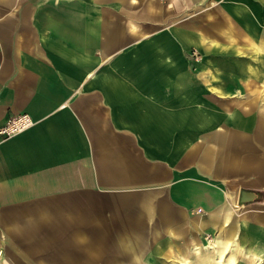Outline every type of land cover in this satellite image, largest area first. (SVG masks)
<instances>
[{"label":"crops","instance_id":"0c3cea01","mask_svg":"<svg viewBox=\"0 0 264 264\" xmlns=\"http://www.w3.org/2000/svg\"><path fill=\"white\" fill-rule=\"evenodd\" d=\"M200 1L0 0V125L35 121L0 134V264H264V75L234 36L264 41V0Z\"/></svg>","mask_w":264,"mask_h":264},{"label":"rangeland","instance_id":"374dc122","mask_svg":"<svg viewBox=\"0 0 264 264\" xmlns=\"http://www.w3.org/2000/svg\"><path fill=\"white\" fill-rule=\"evenodd\" d=\"M211 1L212 0H205V1L204 0H201L200 2L190 3L189 4L190 5V11L193 10V9H191V5H193V4L195 5V7L196 6H199V7L205 6L206 7V10H209V11H213V10L215 11V9L220 10V8L218 6H214V8H213V5L214 4H213V1L212 2ZM134 2H136V1H134ZM134 2L129 3V5H131V6L135 5ZM143 5H145V4H141V7ZM162 5H165V4L162 3ZM166 6H167V4H166ZM215 7H218V8H215ZM209 11H204V12H198V13H196L195 14L196 16L194 15V17L189 20L190 26H193V27L194 26H197V20H198V18L201 19V18L205 17L206 13H208ZM133 15H134V13L131 11V13H129L127 17L132 18ZM213 17L216 18V16H214V15H213ZM205 20L208 22V18L207 17H205ZM256 22H258V23H256ZM260 23H261L260 19H257V20H253V22L251 24H249V22H245V25L247 27H252V25H255V26H258L259 29H260L261 28V24ZM205 26H207V25H205ZM234 36L235 37H238L239 40L242 41V42H244V40H245L246 43L244 42V44H246V45H244L243 47H245L246 50L250 51V54H251V51L254 52L253 53V56H255L254 58H257V59H255L254 62H256V61H259L260 62V65H261V68H262V72L261 73L264 75V41L258 42V39L255 38L257 36H251V41H250V39L248 40V38L250 37V35H241V36L240 35H234ZM258 37H260L261 39L264 40V35L263 36L261 35V36H258ZM197 38H198V36H194L193 37V35H191V36L188 37V41L194 43L195 45H203V44H206L207 43L205 41V42H201L199 44V40ZM255 43H258V44H255ZM255 50H257V52H255ZM191 56L194 57V58H197L198 56H200V54H198V51L196 49H193L192 52H191ZM210 239H212V238H206L207 242L204 243V242L201 241V238H189V246H191V241L192 240H199L202 243L207 244ZM95 241H99V239H95L94 238L93 242H95ZM156 241H157V238H156ZM151 247H152V245H151ZM143 248H146V250L143 249ZM108 250H109V248H103L102 253L106 255V253L108 252ZM147 250H148V243H142V251H143L142 253H143V255H145V253L147 252ZM189 251H192L191 248H189ZM234 254H236L237 255V258H238V253L237 252L235 253V251H234ZM175 257H177V256H175ZM189 257H191L192 259L194 258L191 252L189 254ZM153 259H155L157 261L156 264H162L163 262H166L168 264V260L167 261L166 260H162V259L159 260V259H156V257H154ZM174 259H177V258H170L169 261H171V262L169 264H174L175 263L173 261ZM237 261H239L238 264H245V263H243L244 260H242V259H238Z\"/></svg>","mask_w":264,"mask_h":264},{"label":"built area","instance_id":"2783aa9c","mask_svg":"<svg viewBox=\"0 0 264 264\" xmlns=\"http://www.w3.org/2000/svg\"><path fill=\"white\" fill-rule=\"evenodd\" d=\"M34 123V119L27 112L14 114L6 118L0 125V134L4 139H7L27 130L33 126Z\"/></svg>","mask_w":264,"mask_h":264},{"label":"bare ground","instance_id":"6f19581e","mask_svg":"<svg viewBox=\"0 0 264 264\" xmlns=\"http://www.w3.org/2000/svg\"><path fill=\"white\" fill-rule=\"evenodd\" d=\"M210 248H212V247H210ZM224 253V252H223ZM185 264V263H184Z\"/></svg>","mask_w":264,"mask_h":264}]
</instances>
